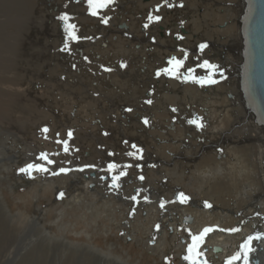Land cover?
Masks as SVG:
<instances>
[{
    "label": "bare ground",
    "instance_id": "1",
    "mask_svg": "<svg viewBox=\"0 0 264 264\" xmlns=\"http://www.w3.org/2000/svg\"><path fill=\"white\" fill-rule=\"evenodd\" d=\"M38 1L42 3L40 11H37V0H0V134H8V132L10 131L14 132V128H17L19 131H23V129L25 128L24 122L35 121V117L33 116L34 113L37 116H40L41 118H49V114L46 115L43 112L37 111L36 108L40 107V105H47L49 107L51 106L50 108H52V111L54 110L53 114L61 116L64 119H67L68 114L74 112L75 118H78L79 120H71L72 122L67 121V126L72 127L73 125H75L76 127H78V134L80 133V135H82L83 137L85 136L81 131H83L84 133H87V131H91L95 134L94 131H96L97 129L96 123L103 125V122L97 115H94L95 118L93 119L87 116V113L89 111L95 110V105L90 102L92 101L95 103V100H92L93 98L91 99L86 94H84L81 98H74L71 96L73 93L70 92V85H78L77 88L79 89H77V91H79L80 93L77 92V97H79L82 93L81 91L84 92L85 89H87L81 87L80 83L82 85H84L83 83H85L86 87L88 83L85 82V78L87 77L84 78V70H82V67L80 66V63L78 61V57L80 56V54L75 51H72L71 55L69 56L70 50L68 51V49H66L67 47H65V44H63V39H61L62 36L66 33L69 34L65 30L67 29V27H64V29L62 30L58 27L59 22L57 23V21L59 19L55 20L56 16H59L58 9L62 5L57 0ZM206 1H211L212 4H210L209 7L205 11H203V13L192 15L191 21L187 22V24L185 25V31L183 35L176 33L177 38L176 40L174 39V41H172L173 39L171 35L174 34L176 28L171 27L173 31H170V34H168L169 36L164 35L165 37H163L164 39L162 40H166L167 45L165 44L164 47L162 45H156V49L157 47H159L160 49L163 47V50L159 51V48L158 50L153 49L154 51H151L152 53L149 51V56L152 57L155 54L159 55L161 59L164 58L166 60L169 55H174V52L183 51V49L185 50V48L189 49L187 51L190 53H193L194 50L196 52L198 50L197 44L195 41H191V38L195 34L196 40L197 38L199 39V37H197V33H199L200 31H204L206 39H210L213 41L216 40L223 43V45L216 43L217 45L215 46L217 48L214 45L211 46V50H213V56L211 55V57H217L219 59L220 55H222V57L224 56L222 51H225L226 56L229 58V62L224 59L225 67L231 71L232 76L234 77V83H227V81H221V77H218L217 79H214L217 85L215 86V90L212 91L210 85H208V88H201L194 82L179 85L176 82L177 80H164L163 78H159V80H157L155 84V95L153 96L155 102L152 105H146L144 103L145 101L143 100L147 97L146 91L151 82H153V84L155 83V81L152 79L153 69L152 65H150L149 62H144V64L138 62L136 64L128 66L129 70L127 71H123L122 69L120 70L118 69V67H115L114 73L109 72L111 70L108 71L109 73L106 72L107 74H105L103 80L110 84L112 93H119L120 100H117L116 97L111 94H108L112 98L113 107H110V103H108L107 101L99 100L98 102L101 108L106 107L104 113H107L112 117L108 121L111 123L115 122L113 129L115 130V128L117 127L118 130V127L120 128V131H117L119 134H122V132L126 133L125 131L127 127L126 129L122 128V123L127 121L128 115L125 114V112L123 111V109H125L124 107H126L127 105L135 106L136 109L138 108L139 111L136 112V116L140 114L141 116L145 114H150L149 119L147 118V116H144L148 119L150 123L149 129H146L149 131V136L143 135L146 132V127L144 128V126L140 125L141 123L138 122L139 120L137 118L134 127L128 126V131L130 132L129 136H131V139L140 141L141 143H145L149 147H147V150H145L146 155L149 157V161H152V158H154V161L163 164L162 169L159 170H161L160 172L164 174H169L171 176L172 182L179 183L184 180L185 177L189 176L192 179V184L190 185H193L192 187L196 185L199 188L198 191L197 189L195 191L193 190L196 196L208 199L210 200V202L216 204V206H223L219 207L218 212H214L213 209L208 210V212L207 210L203 212H196L197 210L193 211V208H190L192 210L185 209L184 211L191 212H187L186 214H180V212L176 210L178 208V205H176V207L173 206V209L169 208V212L165 214L170 215L168 216L170 218H165V222L168 221L166 226L170 228V226H173L172 223L175 224V220H178L179 223L177 224H180L181 218H184L185 216H192L193 222L191 225L188 226L189 230H194L197 228V230L194 231V233H196L198 231H201V229H203V227L205 226V229H211V231L205 233V237L202 238V245L200 251H202V247L204 246L203 243L208 240V243L206 241L205 245L212 247H221V251L218 254H215L220 257L229 256L233 250V246L236 245L239 239L245 241L248 236H251L253 237V239L251 240L253 241L251 242V246L254 249L253 251L255 253L257 249L256 254L259 256L261 264H263L264 260H262V258H264V129L257 123L255 115L246 106L242 96V92L240 90L239 70L242 63L243 49V41L241 37L239 21V14L241 12V2L240 0H205V2ZM200 2H202V0ZM88 3L89 0H83V4H81L80 7L85 9L82 5H86ZM193 3L195 2L193 1ZM44 8L46 9V11ZM103 14H111L110 9L108 8V10H104ZM188 18H191L190 15L186 17V21ZM48 20H50V23H52L49 25V37H42L37 33L35 27L37 26L38 22L44 23ZM88 20L94 21L95 18L92 16H88ZM112 20L113 19H111V22H114ZM230 21L233 22L230 23ZM68 23L70 25V21H68ZM119 23L121 24L122 22L120 21ZM164 25L166 24H150L148 29V31L150 32H146L143 35L145 37L148 34L154 35L155 30L157 31V28L159 29L160 26L163 27ZM105 29L106 28L101 27V31L99 33H104ZM137 29H140V27H138ZM164 31L166 32V27H164L163 33ZM116 38L118 39L119 37ZM34 40L38 41V45L34 48H30L29 43L30 41ZM228 40H230L231 42L225 48L224 44H227ZM101 43H103L102 40L97 41L96 48L102 50L103 54L105 55L109 54L111 57H114L115 55H117V52L122 51L121 48H119L117 51L111 50L110 45H107L106 50L100 49L99 46ZM116 44L120 45V41L116 40L115 45ZM178 44L183 45L182 50L178 48ZM91 48L88 50L84 49V53H93V49ZM143 49L144 47H141L140 52H142ZM208 51L205 49L201 52L208 53ZM128 52L129 54H131L130 51ZM133 53L136 54L135 51ZM217 54H219V56H217ZM161 59L159 61H162ZM72 63H75L76 66H73ZM197 68L195 69L197 70ZM204 70V72L200 73L204 76L211 75V72L208 69ZM43 71L45 73H48H46L48 75L47 77L49 81L53 80V83L47 82L45 83V87L43 90L33 92L31 90V86L27 83V81H30V83H32L31 80L35 79L36 82L33 83L39 82L37 81L35 75L40 72L43 73ZM219 71L222 72L223 69L219 68L216 72L212 74H219ZM63 74L65 76L64 81L68 82L65 83L66 86L62 85L61 83H57L58 81L62 80L61 78L63 77ZM27 76L29 79L27 78ZM58 76L61 77L59 80H57ZM192 76L193 75H184L183 77L189 79ZM89 79V81L95 82L96 85L101 82L98 76L97 78L93 79L89 77ZM112 82L116 83L113 88L111 84ZM178 87L180 88V90L179 92H176V88ZM48 88H51L52 91L55 90L57 93L56 96L60 97V100L58 101L59 105H56L57 103L55 102H50L51 97L49 98L48 96H51V92ZM59 88L61 91L60 95ZM227 92L231 93L230 97H228ZM67 95L70 96L68 97ZM140 100H143V102H141ZM120 102H122L123 104L129 102V104L122 106ZM169 106L177 108L176 111L178 115L181 117V119L185 118V123L189 122V116L191 117L190 119H192L191 114L193 111H199L196 112V114L199 115V118L200 116L203 117L204 120H206V124L213 128L214 132H217L212 135H214V137L216 135H219L220 138L222 137V139H225V141L227 142L228 145L226 146V155H224V157L219 158L217 157V153L215 152H213L212 154L207 153L205 155L200 153L201 155H203L202 158L200 155V159L199 157L198 159H195L194 155L191 154V147L194 148L196 144H192V142H189L190 145L192 144V146H189L187 145L188 143L184 144L185 140L184 142L182 141V138L185 136L186 132L191 131L187 126L188 123L186 125L183 120H180L178 118V120H176V123L173 121L175 124H171L169 119L172 117L173 113L169 112ZM223 107L227 108L224 113L225 115L221 114L222 117L216 118V122L212 120L211 124L210 120L216 115L214 111L218 112V116H220V112L223 111ZM199 108H202V110L207 115L206 117L202 115ZM134 114L135 113L133 112L132 116H134ZM213 123L215 124L213 125ZM16 133L14 135H16ZM207 134H205L204 136H208ZM226 136H228L229 138H225ZM139 137L141 138L139 139ZM96 138L98 139L99 137ZM198 138L202 137L198 136ZM208 138L204 137V140H207ZM201 140L202 139L198 141L199 143H196L203 144L204 140ZM65 141L67 140H63L62 144ZM208 142L214 143L213 141L211 142L210 139ZM42 144L44 145V142ZM81 145L82 147L90 146L87 144L84 146L83 144ZM56 146L54 147L55 154H61L60 147ZM207 149L209 148L207 147L203 149V151ZM4 152L5 140H2L0 144V164L2 165H4V163L2 162ZM197 153H199V151ZM182 154H184V156L185 154H187L188 157L190 155L192 161L194 160L192 163L193 166L188 168L189 173L184 172L185 169L181 168V166L177 164L178 161L181 160L182 157H180V155L182 156ZM97 155L109 159L106 155L100 153ZM230 157L231 160H229ZM72 162L73 161H71L70 163ZM77 166L79 165L73 166L75 167L74 169H76ZM69 173V178L75 175V173H73L74 175L71 172ZM150 173L155 174L154 172ZM186 173L188 174L186 175ZM74 178L76 177L74 176ZM88 181L92 182L91 178L88 177L85 182H82V180H78L76 178L75 180H72V184L76 185L78 183L81 185H85V188H87ZM93 183L96 185L97 182L93 181ZM103 184H105V182ZM148 185L151 184H149V182H145L143 187H147L148 190H151L152 188H149ZM187 185L188 184H186V186ZM91 187L94 188V185L90 186V188ZM94 189L98 191L96 186ZM115 189L116 188L110 190L108 188V190L106 191L109 192V194H112L117 197V195L115 194L117 193V190ZM155 189L149 192L150 194L155 193L154 200L150 201V203L155 201L154 203L158 205V201H156L155 199L156 196L162 194V192H158V190L156 191ZM89 195L90 194L87 193L84 196H79V198L74 197V202L83 201V199ZM95 202L92 203V205L88 206L89 212H99L100 209L103 207L104 210L106 209L105 211L109 215L113 217L116 216V214L113 213L115 210L111 209V207H113V204L116 203L114 200L108 199L106 201H103L100 205L96 204ZM204 202L205 204L207 203L205 200ZM183 208H185L184 205ZM118 209H120V206ZM152 209V215H155L153 212L154 208ZM238 216H240L239 220H242V218H244L245 221H243V223L235 222ZM148 218H150V216ZM148 218H146V220H148ZM31 222V224H36L35 218L32 217ZM234 223H236V225H234ZM238 225H240L241 228H239ZM233 226H236L237 229L236 232H234L235 234L232 232ZM182 228H184V226ZM164 231L165 230H163V232ZM174 231L175 228L173 229V232ZM192 234V232L188 233V235L190 236ZM199 241V239L196 241L197 244L199 243ZM206 252L209 255L211 251ZM12 254L14 255L13 252ZM113 264L126 263L121 261H113Z\"/></svg>",
    "mask_w": 264,
    "mask_h": 264
},
{
    "label": "rangeland",
    "instance_id": "2",
    "mask_svg": "<svg viewBox=\"0 0 264 264\" xmlns=\"http://www.w3.org/2000/svg\"><path fill=\"white\" fill-rule=\"evenodd\" d=\"M68 1L69 0H66V3ZM80 1L81 0H71L72 4L76 5L79 4ZM144 1L148 2L147 0ZM185 1H188L191 6L195 4L193 3V1L195 0ZM210 4H212L211 1H206L203 4L201 3L200 7L201 9H206V6H209ZM36 5L38 6L37 11H40L42 3L37 0ZM82 6L85 8L86 11L88 6ZM201 9L199 12L203 13L201 12ZM115 10L116 8H113L110 12H114ZM167 10L169 11L170 9ZM189 10L190 7L185 9L184 13H188ZM82 11L84 12L83 9ZM126 11H129V4H127V8L123 11V16H125V22L132 21V18H135L137 21H143L141 20V17L138 18V15H136L137 10H133L130 13H127ZM69 12V9L65 8L61 12L62 15L60 16V18H58V27L62 30L64 29V27L66 28L67 25H69L68 21H71L72 18L68 17V19L65 21L62 20L61 17L66 16ZM195 14L196 13L189 15ZM179 16L180 18H178V16H175L174 14H171L167 18V23L170 24L172 28H176V25L179 23L182 25V28L185 29V24L187 21L182 19L181 15ZM100 20L101 17H99L98 23L102 24ZM73 21L74 22L72 24L75 26L74 29H72L73 32H75L76 30L81 31L82 29H85L86 25L87 28H90L95 24L99 25L96 20L85 22L86 24H79L77 18H75V20ZM232 22L233 21H230V23ZM48 23V21H45L44 23L38 22L35 28L40 36L49 37L50 24ZM41 27L43 28V30ZM171 27H169L168 29H171V31H173ZM74 35L76 39H73L72 36L67 33L61 38L63 39V44H70V47L66 48L68 49V51L70 50L69 56L75 49V51L78 52L81 49L79 48L78 44H80L81 41H84L86 39V37H82L81 34L75 33ZM106 38H108V35L105 36V39ZM97 39L99 40L101 39V37L96 38L95 42ZM29 44L30 48H34L38 45V41H30ZM132 47H134V45H132ZM135 48H137V46H135ZM96 52H99V50H96ZM91 54L92 53H86L82 55L83 57H81V59L92 60L97 58L90 57ZM181 55L182 53H180V56ZM107 56L108 59L104 58L103 64H105V66L111 71L105 70L103 71V73H114V70L110 69V67L113 68L114 65L116 68L118 67V69L120 67L121 69H127L128 66H130L129 64H127V66H125L124 68V60H126V62L128 61V63L130 60L129 57L124 54H122V58L119 57V60L117 61H115L116 59H113L111 56H109V54ZM193 56H195V54ZM213 61L216 60L213 59ZM83 72V74L86 75L85 69ZM226 72V68H223L222 73L225 74ZM46 73L43 71V73L40 72L35 75L37 81H39L37 83H33L36 82L35 79L31 80L32 83H30V81H27V83L31 86V90L33 92L43 90L45 87V83L47 82L53 83V80L49 81L47 77L48 73ZM222 73L218 75H223ZM105 74L106 73L102 74V76H105ZM62 76L65 77L64 74ZM215 77H217V74L215 75ZM60 78L61 77L58 76L57 80H59ZM93 78L95 77L93 76ZM223 80H225V78H221V81ZM57 83H61L62 85L66 86V84L62 80L58 81ZM80 86L85 87L86 84L84 83V85H82L80 83ZM96 86L97 88L93 87L90 90L95 92L96 89L104 88V86ZM48 89L51 92V96H48L47 94L49 98L51 97L50 102H55L57 103L56 105H59L58 101L60 100V97L56 96V91H52L51 88ZM105 89H107V87ZM60 94L61 91L59 88V95ZM70 95L67 96L69 97ZM93 97L98 98V96L94 95ZM94 104L95 110L89 111L87 113V116L93 119L95 118L94 115H97L102 121V119L106 117L105 113L102 108H98V106L96 105V101ZM50 107L47 105H40V107L36 108L39 112H43L46 115L49 114V118H41L40 116H37L34 113L33 116L35 117V121L24 122L26 129L24 128L23 131H19L17 128H14V132L10 131L8 132V134H0V144L2 140H5V152L3 153L2 161L4 165L0 164V264H113V261H121L126 264H200L197 260H194L193 262L186 261L184 256L185 245L183 244L182 246L181 244L182 238H185L189 232H192V235H194V231H196L197 229L175 230L174 232H170L171 230L168 231L166 229L167 231H165L164 244L162 241V244L158 243V246L154 247L156 241L159 239V235H157V233L160 232V230L162 229L161 225L163 224V222L166 221V211L161 209V211L158 212L157 208L154 207V201L150 204H152V208H154L153 212L155 214V219L151 220V218H148V220L145 221V217L143 216L147 213L145 212L146 206L150 204L141 202L140 199H142L141 197H143L144 194L140 193L141 197L139 199H136L135 202H127V200L124 199V195L133 192V188L138 185L140 186V184H143L141 186H144L145 182H149V184L153 186V189L156 188V191L158 190V192H162V197L166 199H168L171 195L176 196V194L179 193L185 195L188 198H197L194 194V191L196 189L198 191L199 188L196 185H194V187H192L193 185H190L192 184V179L189 176L185 177V179L182 181L183 184H176V186H174V188H171V191L168 192L167 188L164 189L161 187V184H158L160 183V175H158L157 180H155L153 174L150 173L152 171L150 170L148 165L149 161L145 163L142 170L138 169V167L135 168L134 165L137 164H130L128 162L127 159H132L135 156H129L128 154H125L128 151L129 147V141L127 140L121 141V145L116 150L118 153L116 152V155H113V159H109V161H112V165H115V168L118 166L120 167L126 163L128 165H132L131 167L124 168L120 172H111L112 170L105 169L104 167H99L96 162L97 159L98 162H101L102 160L108 161V159L106 157L103 158L97 154L93 155V157L96 158L93 162H87L88 160L86 161L85 158H83L84 155L79 154L82 146L79 142V131L76 130V128L74 129V127L67 126L66 124L67 121L79 120L78 118H75V113L73 112L68 114L67 120L62 118L61 116L54 115V110L52 111V108ZM108 117L110 116L107 115V119H109ZM210 123L212 124V119L210 120ZM112 124H115V122H113ZM214 124L215 123H213V125ZM45 129H47V131H45ZM107 129V127L103 129L102 134L104 136H102L105 138H109V143L111 142L112 144L118 145V142L120 141L121 137H119V139H116L118 142L114 139H111V131ZM81 132L86 138L90 140L94 139H91L88 136L97 137L91 131H87L86 134H88V136H86L83 131ZM15 133L16 135L18 134L17 137L16 135H14ZM69 133H71V135H69ZM85 137L83 138V141H85ZM63 140H67V150H65V148L60 145L62 144ZM43 142L44 145L42 144ZM55 146L60 148L62 147L60 150L62 152L61 154H55ZM121 146H123V148ZM70 151L73 152V156L69 154ZM135 152L137 156H141L142 158L145 156L144 158L147 157L148 159L146 153L142 154L140 150L138 151V149ZM42 154L43 157H46V159L42 158ZM70 158L73 159L72 161L74 164L79 165L76 168L77 171L74 168H71L66 172H60V169L62 168L65 170L69 169ZM49 161H51V163H49ZM28 164H36L43 166L47 169V171L39 172L32 170V176H29L25 173H21L19 170L21 168H25ZM101 164L105 166L104 163ZM92 166L97 167L96 170ZM94 171L96 173V176H89V173ZM69 172H71L72 174L75 173V175H73L78 180H82V182H85L87 180L83 177V174L85 173L88 175L89 178H91L92 182L88 181L87 188H85V185H81L78 183L76 185H73L72 180H75L76 178H74V176L69 178ZM131 174L142 175L141 178H143V181H136L131 179L129 177V175ZM93 181L97 182L96 185L93 183ZM104 182L105 184H103ZM110 182H115V190H117V188H120L121 191H119L118 194L123 197L117 199L114 195L111 194L112 198H115L114 201L116 202L113 204V207H111V209L115 210L114 212H112L115 213L116 216L113 217L109 215L105 211L106 209L104 210L103 207L100 209V213L89 212V205H92V203H94L95 201H97L95 202L96 204L100 205L103 201H106L105 199L109 198V192H107L106 189L108 190L109 187L113 188L112 184L109 185ZM91 183L94 185V188L95 186L97 187L98 191L100 192L99 195H97V190H95L94 188H92V190L90 188L89 185ZM186 184L188 185L186 186ZM178 191L180 192L176 193ZM61 193H63L62 197L60 195ZM87 193H89L90 195L86 196L83 201L74 202V197L79 198V196H84ZM151 194L153 195L154 200L155 193ZM101 196H103L104 200L100 199ZM175 205L176 204L174 203L172 206L175 207ZM119 206L120 209H118ZM167 206L168 205H164L163 207L164 209H168L169 212V208L171 206ZM149 208L151 209V207ZM181 209V213L183 214H186L188 212L184 211L186 208ZM134 216L138 217L139 221L134 222L130 226H126L125 223L130 222V218ZM32 217L35 218L36 224H31ZM239 217L240 216H238V218ZM151 223L156 226V229H154V233L156 234L151 239L153 242L149 243V231L152 230L153 225ZM143 226H146L148 229L144 230ZM133 227H135L136 235L132 233ZM173 227L176 229L175 224H173ZM124 229L131 230L130 232H128V230V233L124 234L122 232V230ZM177 233L181 234L176 235ZM241 241L242 240L239 239L236 245L233 246L232 252L227 257H220L211 252L208 255L207 252H203L205 255H208V258L206 259L205 257L204 262L202 264H226V260H228L230 256L236 253V247ZM12 252L14 253V255L12 254ZM9 256L11 257V259Z\"/></svg>",
    "mask_w": 264,
    "mask_h": 264
},
{
    "label": "flooded vegetation",
    "instance_id": "3",
    "mask_svg": "<svg viewBox=\"0 0 264 264\" xmlns=\"http://www.w3.org/2000/svg\"><path fill=\"white\" fill-rule=\"evenodd\" d=\"M57 1H59L62 6H60L59 9H58L59 16H56V19L60 18V15H62L61 12L65 8H68L70 12L66 16H67V18L68 17L72 18L71 21H70V25L74 22L73 20H75V18H77V21L79 22V24H83V23L86 24L85 22L90 21V20H88V16L94 17L97 22H98L99 17H101L100 22L102 24L98 23L99 26L93 25L90 28H87V25H86L85 29H82L81 31L76 30L74 32V34L75 33L76 34H81L82 37H86V39L84 41H81L80 44H78L79 48H81V49L77 52L78 54H80V56L78 57V61L80 63V66L82 67V70L85 69L86 75H84V78L87 77V78H85V80H86L85 82L90 80L89 77L93 79V76L94 77L96 76L95 78H97V76H98L100 81H101L99 83L100 86H102V87L106 86L105 84L107 82H105L103 80L105 76H102V74H103L102 71L109 70V68L105 67V65L103 64V59L104 58L108 59L107 58L108 56L103 54L102 50H99V49L96 48L97 41L102 40L103 43L100 44V46H99L100 49L106 50L107 45H110V47H111L110 49L111 50H115V51H117L119 48H121L122 51L117 52V55L114 54L115 56L112 57L113 59H116L115 61L119 60V57H121L122 54H124L127 57H129V59H130L129 63H128V61L126 62V60H124L125 61L124 62L125 65H123L124 68H125V66H127V64H129L131 66V65L136 64L138 62L143 63V64H144V62H149L150 65H152V69H153L152 79L155 81V83L153 84V82H151L149 84V87H151V88L148 87V89L146 91L147 92L146 93L147 94V97H146L147 102L151 101V103L148 102L149 105H152L155 102V99H154L153 96L155 95V84H156V81L159 80V78H163L164 80H167L166 78L170 77L169 79L177 80L178 82L180 81L182 83V79H186L185 77H183L184 75H193L191 78L186 79V81H189V80L192 81L191 79H193V77H195L197 79L198 78H202V77H208L207 75L204 76L203 74L200 73V72H204V71H200L199 67L197 68V70H195V64L196 63H194L193 61L191 63L192 59H194L195 62H197V64H200V63L204 64V60L205 61L208 60V62L210 64L216 66L215 69L211 70V77L213 79H217L218 77H221V78L223 77L222 79L225 78V80H223L224 82L227 81V83H229V82L234 83V77L232 76L231 71L228 70L225 67V62H224L225 60L224 59H226V61L229 62V58L226 56L225 51H222L223 55L225 57L224 56L222 57V55L219 56V54H217V56H219V59L217 57H211V55L213 56V50H211V46L217 45L216 43H219V44L223 45V43H221L219 41H216V40H214L215 41L214 42L213 40L206 39L204 31H200L199 33H197V37H199L200 40L198 38L196 40L195 34L191 38V41H195L196 44H197L198 50L196 52L194 50L193 53H191V55L188 56L186 54H187V50H189V49L185 48V50L183 49V51H181L184 54L181 55L180 58H178L176 60V61H182V64L179 67H176L174 63L168 64V61L165 60L164 58L161 59V57L159 55H155L154 54L155 57L152 56L153 58L151 56H149V51L151 52V51H154V50H158L159 47H157V49H156L155 48L156 45H158V46L162 45L163 47H164L165 44L167 45V41L166 40L162 41L164 39L163 37H165L164 35L170 34V31H171V29H168L169 27H171V25L167 23V21H168L167 18L171 14H174L175 16H178V18H180L179 15H181V18L186 21V17L189 14H194V13L200 14L199 11L201 9V7H200L201 3L203 4L205 2V0H202V2H200L198 0L197 1L195 0L194 1L195 4L192 5L193 7L190 5V3H188V1L186 2L185 0H147L148 2H145L144 0L143 1H140V0H135V1L134 0H112L111 3H108L106 6H104L105 8L104 7L92 8V7L89 6V3H88V4H86V6H88L86 11H85V9L80 7V5L83 4V0H81L80 3L77 4V5L76 4H72L71 0H69L67 3H66V0H57ZM97 3H103V0H97ZM127 4H129V11H126V12L130 13L133 10H137V14L136 15H138V18L141 17V20H143L142 22L140 20L137 21L135 18H132V21L125 22V20H124L125 16H123V11L127 8ZM133 5H135V6H133ZM106 7H107V9H106ZM189 7H190V10L188 11V13H184V10L189 8ZM208 7L209 6H206V9ZM108 8L110 9V11L113 8H116V10L114 12H111V14H108V15L107 14H103L104 10H108ZM82 9L84 10L85 13L82 11ZM100 9H101V11H100ZM167 9H170V10L168 11ZM202 9H201V12H203V10L204 11L206 10V9H203V10ZM45 11H46V9H45ZM93 11H95V13H96L95 15H93ZM179 13H182V14H179ZM155 17H159L160 19L156 20ZM190 17L191 18L187 19V22L191 21L192 15H190ZM111 19H113L112 21H114V22H111ZM178 20H180V19H178ZM51 21H52V19H51ZM51 21L48 20L49 24H52V23H50ZM105 21H107V23H105ZM120 21L124 22V23L120 24L119 23ZM187 22H186V24H187ZM153 23H154V25L155 24L158 25V24H162V23H165L166 25H164L163 27L160 26L159 27L160 30L157 28V31L155 30V34L157 33L156 35L155 34L154 35L148 34L145 37L143 34L146 33V32H150V31H148L149 25L153 24ZM177 23H178V21H177ZM139 24H140V26H139ZM100 26L103 27V28H106L104 30V33H102V34L99 33L101 31V27ZM110 26H112V27H110ZM138 27H140V29H137ZM164 27H166V32L164 31V33H163ZM129 29H130V31H129ZM65 30H66V32L69 33L68 29H65ZM184 31L185 30L182 28V25L178 23L176 25V31L174 32L175 35L174 34L171 35V37L173 39L172 41H174V39L176 40V38H177L176 37L177 36L176 33H178L180 35H183ZM107 35H108V38L105 39V36H107ZM157 36H158V38H157ZM202 36H204V37H202ZM99 37H101V39H99V40L97 39L96 42H95V39L99 38ZM116 37H119V38L117 39ZM200 37H202V38H200ZM116 40L120 41V45L119 44L115 45V41ZM230 42L231 41L228 40L227 44H224L225 48ZM111 43H112V45H111ZM69 45L70 44H65V46L67 48L70 47ZM132 45H134V47H132ZM178 45H179L178 48L182 50L183 45H180V44H178ZM201 45H206V47H204L203 49H200ZM103 46L106 47V48H104ZM135 46H137V48H135ZM141 47H144V49L142 51L143 53L140 52ZM163 47L161 49L159 48V51L163 50ZM90 48L93 49V53L91 54L90 57H95V58L97 57V58L96 59H92V60H89V59H86V60L82 59L81 60V57H83L82 55L86 54V53H84V49L88 50ZM129 48H131V49H129ZM205 49L207 51L209 50L208 53L207 52L206 53H202L201 52L202 50L204 51ZM96 50H99V52H96ZM133 50L135 51L136 54L133 53L134 52ZM128 51H130L131 54H129ZM144 51H146V52H144ZM194 54H195V56H193ZM201 55H203V56H201ZM157 59H158V61H157ZM160 59L162 61H159ZM188 59L190 60V62H189ZM213 59L216 60V61H213ZM172 60L173 59H171V61ZM184 60H185V62H184ZM211 61H212V63H211ZM217 62H219V63H217ZM72 65L76 66V64H73V63H72ZM113 65H114V63H113ZM217 68L218 69L219 68L220 69L226 68L227 72L224 75H222V76L217 74V77H215L216 74H212V73L216 72L218 70ZM110 69L114 70L115 66L113 68L110 67ZM119 69H121V67ZM166 69H172L174 71V74L173 75L168 74L165 71ZM122 70L123 71H127L129 69L127 68V69H122ZM104 73H106V72H104ZM157 73H159V75ZM221 73L222 72L219 71V74H221ZM61 79H62V81L64 83H68L67 81H64V77H62ZM193 80H196V79H193ZM208 85H207V83H205L203 85L201 84L200 87L201 88H208L209 87ZM216 85L211 86V90L212 91L215 90V86ZM70 86H71L70 87V92H72L74 94H77V92H79V91H77V89H79V88H77L78 85L74 84V85H70ZM84 88H86V86ZM178 88H176V92H179L180 88L179 89ZM90 89L91 88L88 87V89H85V91L86 90H90ZM81 92H83V91H81ZM114 94H116V96H117L119 93H114ZM227 95H228V97H230L231 93L227 92ZM142 154H144V153H142ZM73 166H76V164H74L73 162L70 163L68 170H70L71 168H75ZM91 189H92V187H91ZM111 189H113V188H110V190ZM97 193L100 194L99 191H97ZM178 195H179V197L181 199H178L176 196L175 197L178 200H180V201H185L186 202V200H187L189 202L191 200L190 198H186L185 195H183V194L181 195V193H179ZM163 199H166V198H163ZM164 205H165L164 201H162V200H161V202L158 203L157 208L159 209V211H161V209L164 210V211L166 210L163 207ZM167 212L168 211H166V213ZM241 245H242V243L240 242L238 249L240 248ZM203 255H205V254L202 252V253H200V256H198L197 258L204 257ZM226 263H227V260H226Z\"/></svg>",
    "mask_w": 264,
    "mask_h": 264
},
{
    "label": "crops",
    "instance_id": "4",
    "mask_svg": "<svg viewBox=\"0 0 264 264\" xmlns=\"http://www.w3.org/2000/svg\"><path fill=\"white\" fill-rule=\"evenodd\" d=\"M180 53H182V55L184 54L183 52H181V51H176V52H174V55L173 54H171V55H169V57L166 59L167 61H168V64H172V63H170V61H171V59H173V58H175V60L176 59H178V58H180ZM186 55H188V56H190L191 55V53L190 52H188L187 51V54ZM209 58V57H208ZM189 60V59H188ZM192 61L194 62V63H196L195 62V60L194 59H192ZM189 62H190V60H189ZM201 64L202 63H200V64H195V68H197V67H199L200 68V71L201 70H203V71H205L204 69H207V68H205V67H202L201 66ZM197 65V66H196ZM203 65V64H202ZM196 70V69H195ZM170 78V77H169ZM169 78H166V79H169ZM213 79V78H212ZM185 81V82H184ZM88 82V85H87V89H88V87L89 88H93V87H95V88H97V86H96V84H95V82H91V81H87ZM86 82V83H87ZM90 82V83H89ZM179 85H181V84H185V83H192V82H194L196 85H198L199 87H200V83H198V82H196V80H192V81H186V79H182V83L179 81H176ZM184 82V83H183ZM116 83L115 82H113L112 83V88H113V86L115 85ZM217 83H214V84H209L210 85V87L211 86H213V85H216ZM92 85V86H91ZM97 85H99V87H100V84L98 83ZM106 86H104V88H100V89H96V91L94 92V91H91V90H86L85 91V93L84 92H82L81 94H80V96L79 97H77L78 96V93L77 94H74L73 93V95H72V97H74V98H81L84 94H86L87 96H89L92 100H95L96 101V105L98 106V108H101L100 107V104H99V100H104V101H107L108 103H110V107H113V103H112V98L108 95V94H111V95H113L114 97H116L117 98V100H120V96H119V94L116 96V94H114V93H112L111 92V88H110V84L109 83H106L105 84ZM108 85V86H107ZM207 85H208V83H207ZM91 86V87H90ZM107 87V89H105ZM97 93V94H96ZM72 94V93H71ZM93 95L94 96H98V98H94L93 97ZM102 97V98H101ZM125 100H129V99H125ZM145 102V104L146 105H149V103H147V101H146V99L144 98L143 99ZM143 100L141 101V102H143ZM91 103H93L94 104V102H92V101H90ZM121 104H122V106L123 105H126V104H129V102H127V103H122V102H120ZM95 105V104H94ZM140 106V105H139ZM174 106V105H173ZM141 107V106H140ZM105 108L106 107H103L102 109H103V111L105 110ZM125 109H123V111L125 112V114H127L128 116H127V121L126 122H123L122 124H123V127L122 128H125L126 129V127H127V129H126V133H123L122 132V134H119L117 131H120V128L118 127V130H117V127L115 128V130L113 129V127H114V124H112L111 122H109L108 120L109 119H111L112 117L109 115V114H107V113H105V118H103L102 119V122H103V125H100V124H98V123H96V122H94V123H96L97 124V129H96V131H94L95 132V135L97 136V137H99L98 139L95 137V136H88V134H86L85 133V135L86 136H88V137H90L91 139H94V140H90V139H88V138H86L85 139V141H83V136L82 135H80L81 137H80V144H83V146L84 145H90V146H87V147H82L81 146V151H80V155H83L84 154V156H83V158H85V160L87 161V162H89V161H94L96 158L95 157H93V156H91V155H96V154H103V155H106L109 159H113V155L115 156L116 155V150L118 149V147L121 145L120 143H121V141H125V140H127V141H129V147H128V151L125 153V154H128L129 156H135L134 158H132V159H127L128 160V162L131 164H136V163H138L139 161L141 162L143 159H142V157L141 156H137L136 155V150L138 149V150H140L141 151V153H146V151L145 150H147V145L145 144V143H141L140 141H137V140H134V139H131V136H129L130 135V132L128 131V129H129V127L128 126H133L134 127V125H135V122L137 121V118H138V122L139 123H141L140 125H142V126H144V128H145V130L146 129H149V126H150V123H149V121H148V119H149V116H150V114H145V115H142L141 116V114L140 115H138V116H136V112L137 111H139L138 110V108L136 109V107L135 106H126V107H124ZM126 109H127V111H126ZM169 109H170V111L169 112H171V113H173V115H172V117L169 119V121H170V123L171 124H175L177 121L176 120H178V118L180 119V120H183L184 121V123H185V118L184 119H181V117L178 115V113H177V108H175V107H171V106H169ZM173 109H175V112L173 111ZM226 109L227 108H224L223 107V111H221L220 112V116H218V112H216V111H214V113H216V115L214 116V117H212V120L213 121H215L216 122V118H221L222 117V115H225L224 113H225V111H226ZM199 110H200V112L202 113V115L204 116V117H206L207 115L205 114V112L202 110V108H199ZM135 113L134 114V116H132V113ZM196 112H199V111H196ZM196 112L195 111H193L192 112V119H190L191 117L189 116L188 118H189V121H191V120H194V119H196V120H198L201 124H203V127L202 128H197L196 127V125L195 124H192V123H189V122H187L188 123V125H187V123H185L188 127H189V129L191 130V131H187L186 132V134H185V136L182 138V141L184 142V140H185V142H184V144L185 143H188L187 145H189V146H192V144L193 143H195L196 145L194 146V148H192L191 147V149H192V151H191V154H193L194 155V158L195 159H198V157L201 155L200 153H202L203 155H205V154H212L213 152H215V153H217V157H219V158H221V157H224V155H226V152H227V148H226V146L228 145L227 144V142L225 141V139H222V137L220 138L219 137V135H216L215 137H214V135H212V134H215V133H217V132H214V129L213 128H211V127H209V125H207L206 124V120H204V118L203 117H201L200 116V118H199V115L198 114H196ZM222 114V115H221ZM107 115H109L110 117H108L109 119H107ZM103 116V115H102ZM144 116H147V118L146 117H144ZM197 116V117H196ZM124 117V116H123ZM175 118V119H174ZM214 118V119H213ZM147 119V121H148V123L146 124L145 123V120ZM202 119V120H201ZM133 121H134V123H133ZM175 123H174V122ZM98 122V121H97ZM99 122H100V120H99ZM105 122V123H104ZM109 122V123H108ZM129 122V123H128ZM129 125H128V124ZM111 124V125H110ZM206 124V125H205ZM110 125V126H109ZM125 126V127H124ZM72 127H74V129L76 128V130L78 129V127H76L75 125H73ZM99 127H101V128H99ZM105 127H107L108 129L107 130H110L111 131V139H114V140H116V139H119V137H121V139H120V141L118 142L117 140V142H118V145L117 144H112L111 142L109 143V138H105V137H103L104 135L102 134L103 133V129L105 128ZM193 128V129H192ZM73 129V130H74ZM115 132V133H114ZM129 132V133H128ZM148 130H146V132H145V134H143V135H147V136H149V134H148ZM192 132V133H191ZM208 133V134H207ZM134 134V133H133ZM203 134V135H202ZM205 134H207L208 136H204ZM211 134V135H210ZM103 135V136H102ZM193 135V136H192ZM210 135V136H209ZM198 136L200 137H202V138H198ZM218 136V137H217ZM78 137V136H77ZM76 137V138H77ZM204 137L205 138H208L206 141L204 140ZM141 137H139V139H140ZM225 138H228V136H226ZM194 139V140H193ZM200 139H202L201 141H203L204 140V142H203V144H197V143H199L198 141H200ZM209 139L211 140V142L213 141L214 143H209L208 141H209ZM221 139V140H220ZM101 140V141H100ZM133 140V141H132ZM190 140V141H189ZM220 142H219V141ZM68 141H69V139H68ZM132 141V142H131ZM136 141V142H135ZM66 143H67V141H65ZM63 143V144H61V146L63 147V148H67V145H66V143ZM189 142H192V144L190 145V143ZM197 142V143H196ZM224 142H225V144H224ZM94 145V146H93ZM215 146V147H214ZM219 146V147H218ZM61 147V148H62ZM89 147V148H88ZM122 148H123V146H121ZM209 148V149H207V150H204L203 151V149H205V148ZM61 148H60V150H61ZM149 148V147H148ZM96 149V150H95ZM125 149V148H124ZM144 149V150H143ZM150 151V150H149ZM199 151V153H197ZM212 151V152H211ZM223 151V152H222ZM61 152V151H60ZM82 152V153H81ZM103 152V153H102ZM204 152V153H203ZM220 152V153H219ZM62 153V152H61ZM118 153V152H117ZM71 156H73V153L70 151V153H69ZM188 154V153H187ZM187 154H185V156H184V154H182V156L180 155V157H182L181 158V160L180 161H178V163L177 164H179V166H181V168H183V169H185L184 170V172H188V168H190L191 166H193L192 165V163H193V161H192V159H191V157H190V155H189V157L187 156ZM68 155V154H67ZM86 155V156H85ZM118 155V154H117ZM195 155H196V157H195ZM203 155H201V158H202V156ZM223 155V156H222ZM185 157V158H184ZM136 158V159H135ZM188 158V159H187ZM109 159H108V161H105V160H102L101 162H98V159L96 160V162H97V164L99 165V167H104L105 169H109V165H112L113 163H112V161L110 162L109 161ZM121 159V158H120ZM148 159H149V157H148ZM147 159V157L146 158H144V160H146V161H149ZM153 159V161L155 160L154 158H152ZM199 159H200V157H199ZM229 160H231V157L229 158ZM72 161V159L70 158V162ZM184 163H183V162ZM186 161V162H185ZM122 162H123V160H122ZM191 162V163H190ZM100 163V164H99ZM101 163H104L105 164V166H103ZM187 164V165H186ZM189 164V165H188ZM94 165V164H93ZM102 165V166H101ZM162 165V166H161ZM107 167V168H106ZM162 167H163V164H160V163H157L156 165H149V168H150V170L152 171V172H154L155 174H153V176H155L154 178H155V180H157V176L158 175H160V177H159V181H160V183H158L159 185L161 184V187L162 188H167L168 189V192H170L171 191V188H173L174 187V185H176V184H183V180L181 181V182H179V183H175V182H172V179H171V176L169 175V174H164V173H162V172H160L161 170H159V169H162ZM148 168V167H147ZM113 170V169H112ZM187 170V171H186ZM189 173V172H188ZM188 173H186V175L188 174ZM141 174V173H140ZM140 174H131V175H129V177L131 178V179H133V180H140L141 179V176L142 175H140ZM157 175V176H156ZM110 177H112V176H110ZM191 178V177H190ZM117 180V179H116ZM167 182H168V184H167ZM115 182H110L109 183V185L110 184H114ZM171 183V184H170ZM171 185H173V186H171ZM109 188H111V187H109ZM180 191H178L177 193H179ZM195 194V193H194ZM97 195H99V193H97ZM151 196L150 197H152V198H150L149 199V201H153V195L152 194H150ZM196 195V194H195ZM124 197H125V195H124ZM176 197L178 198V199H181L180 197H179V195L177 194L176 195ZM197 198H193V197H189L191 200L188 202V203H186L185 205H184V207L186 208V209H190V208H193V211H196V212H203V211H206L207 210V212H208V210H212L213 209V211L215 212H218V209H219V207H223V206H221V205H217L216 206V204H214L213 202H210V200H208V199H205V198H202V197H200V196H196ZM103 199L104 200V198H103V196H101L100 197V199ZM201 198V199H200ZM108 199H112V200H114L115 198H112V196L109 194V198H107V199H105V200H108ZM177 199V200H178ZM204 200L207 202L206 204H205V202H204ZM200 203V204H199ZM164 204H165V206H166V203L164 202ZM130 206V205H129ZM149 207H151V209H152V205L150 204V205H148V206H146V210H145V212L147 211V213L143 216V217H145V221H146V218H148L149 216H150V218L153 220V219H155V215H152V211H151V209L149 208ZM154 207H156L157 208V205H156V203H155V206ZM168 207V206H167ZM204 209H203V208ZM148 208V209H147ZM155 208V209H156ZM225 208V207H224ZM157 210H158V212H159V209L157 208ZM190 210H192V209H190ZM149 211V212H148ZM151 211V212H150ZM222 211H225V210H222ZM188 213H191V212H188ZM137 215H138V213H137ZM148 215V216H147ZM152 216H153V218H152ZM168 216H170L169 214H167V215H165V218L167 219V218H170V217H168ZM129 217V216H128ZM261 217V216H260ZM129 219V218H128ZM139 219H138V217H132V218H130V222H126L125 224H126V226H130L132 223H134V222H137ZM239 218H237V220H235V222H241V223H243V221H245L244 220V218H242V220L240 219L239 221ZM150 222V221H149ZM168 222V221H167ZM167 222H163V225H161L162 226V229L160 230V232H158L157 233V235H159V239L156 241V243H155V246L154 247H157L158 246V243L160 244H162V241H163V244H164V242H165V231H170V228L168 227V226H166L167 225ZM154 223V222H153ZM153 223H151V224H153ZM234 225H236V223H234ZM205 226V225H204ZM212 226V225H211ZM239 226V228H241L240 227V225H238ZM167 227V228H166ZM203 227V226H202ZM206 227V226H205ZM205 227H203V229L205 228ZM235 227V228H234ZM143 228H144V230H147L148 228L146 227V226H143ZM154 229H156V226L153 224L152 225V230H150L149 231V238H150V242L149 243H151V242H153L151 239H152V237L156 234V233H154L155 232V230ZM167 229V230H166ZM197 229V228H196ZM203 229H201V230H203ZM232 229H236V226H233L232 227ZM124 230H126V231H124ZM124 230H122V232L124 233V234H126V233H128V232H130V230L128 231L127 229H124ZM163 230H165L164 232H163ZM237 230V229H236ZM128 231V232H127ZM171 232V231H170ZM169 232V233H170ZM233 233L234 232H236V231H232ZM132 233L134 234V235H136L135 234V227H133V231H132ZM235 234V233H234ZM176 235H180L179 233L178 234H176ZM147 237V238H148ZM205 237V234L204 235H202V238H204ZM185 238H186V240H185ZM185 238H182L181 239V244L183 245H185V257H189V259H186V261H191V262H193L195 259H194V257H198V256H200V253L201 252H203V248H202V251H200V248H201V243H202V239H199L200 241H199V246H198V248L196 249V251L195 252H189V248H190V244H191V242H192V240H193V238H192V235L190 236V235H187ZM242 240V239H241ZM186 241V242H185ZM207 241V243H208V240H206ZM205 241V242H206ZM244 240H242L241 242H242V244L244 243V242H246V240L243 242ZM205 242L203 243V247H205L206 245H205ZM253 242V241H252ZM238 247H239V245H237V247H236V250L238 249ZM202 255V254H201ZM207 255V254H206ZM206 255H203L204 257H206V259H207V256Z\"/></svg>",
    "mask_w": 264,
    "mask_h": 264
},
{
    "label": "water",
    "instance_id": "5",
    "mask_svg": "<svg viewBox=\"0 0 264 264\" xmlns=\"http://www.w3.org/2000/svg\"><path fill=\"white\" fill-rule=\"evenodd\" d=\"M240 2L241 12L239 14V21L241 37L243 41L242 63L239 70L240 90L242 92V96L246 106L255 115L257 123L264 129V0H240ZM142 159L143 161H139L138 163H136L137 165H134L135 168L138 167V169L142 170L145 163L148 162L144 160V157ZM155 164H157V162L153 160L148 162V165ZM131 166L132 165H128L126 163L120 167H116L111 172H120L124 168H128ZM93 168L96 170L97 167ZM67 170L68 169H66V171ZM89 176L95 177V171L90 172ZM83 177L87 179L88 175L84 173ZM140 181H143V178H141ZM92 185L93 184H90V186ZM141 185L142 184H140V186L138 185L134 187L133 192L125 195L124 199H126L127 201L135 202L136 199H139L141 197L140 193H143L144 196L141 197V202L149 204V192L153 190V186L148 185L149 188H152L151 190H148L147 187H143ZM112 187L115 188V184H112ZM119 191H121L120 188H117V193H115L117 195L116 198H123L118 194ZM161 196L162 194L156 196L155 200L158 201V203L162 200L168 206H171L170 208L172 209V205L175 203L176 205H178V208L176 210H178V212L180 213L182 211L181 208H183V205L188 202L187 200L186 202L177 200L175 195L169 196L168 199H163ZM165 211L168 210L166 209ZM192 222V216H185L184 218H181L180 224H177L179 222L178 220H175V230H188V226L191 225ZM183 226L184 228H182ZM170 228L171 232H173L174 227L170 226ZM249 237L251 236L247 237L246 242L249 243V247L252 249V251H248L247 259H245L244 256L245 249L241 247L245 244L244 243L237 250L236 254L230 257L226 264H229V261H231V264H261V260L256 254L257 249L254 253V249L251 246L252 241H248ZM206 251H211L213 254H218L221 251V247H212L206 245L205 247H203V252L205 253ZM237 254H239V257L235 260H232V257L237 256ZM197 260L200 262V264H202L204 262V257H200Z\"/></svg>",
    "mask_w": 264,
    "mask_h": 264
},
{
    "label": "snow or ice",
    "instance_id": "6",
    "mask_svg": "<svg viewBox=\"0 0 264 264\" xmlns=\"http://www.w3.org/2000/svg\"><path fill=\"white\" fill-rule=\"evenodd\" d=\"M112 0H103V3H97V0H89V6L92 7V8H96V7H104L106 6L108 3H111ZM95 11H93V15H95ZM61 19L63 20H67V16H63L61 17ZM156 20H159L160 18L159 17H155ZM105 23H107V21H105ZM74 25H67V29L69 31V34L72 36L73 39H76L75 35H74V32L72 31V29H74ZM204 47H206V45H201V49H203ZM170 63H174L176 67H179L181 64H182V61H176L175 58H173L172 61H170ZM202 67H205L207 68L210 72L212 69H215L216 66L215 65H212L210 64L208 61H204V64L201 65ZM168 74L170 75H173L174 74V71L172 69H166L165 70ZM159 75V73H157ZM193 79H196V82L200 83V84H205V83H208V84H214L216 83V81L214 79H212L211 75H209L208 77H202V78H195L193 77ZM149 103H151V101H148ZM173 111H175V109H173ZM145 123L147 124L148 121L145 120ZM189 123H192V124H195L197 128H202L203 127V124H201L198 120L194 119V120H191L189 121ZM45 131H47V129H45ZM69 135H71V133H69ZM67 150V149H65ZM42 158H45L46 157H43V154H42ZM49 163H51V161H49ZM115 168V165H109V170H112ZM32 170H35V171H39V172H44V171H47L46 168H44L43 166H40V165H36V164H28L25 168H21L19 171L21 173H25L29 176H31V172ZM60 172H66L65 169H60ZM55 174V173H54ZM61 197L63 196V193L60 194ZM182 195V194H181ZM134 199V197H133ZM211 231V229H205V233ZM232 231H236V229H232ZM259 238V237H257ZM198 239H202V236L201 237H194L193 240H194V246H195V242L198 240ZM253 239V237H249L248 238V241L250 242L251 240ZM193 247L189 248V252H192L193 251ZM243 249H245V252H244V256H245V259H247V253L248 251H251V248L249 247V243L246 242L244 245L241 246ZM239 257V254H237V256H234L232 257V260H235ZM185 259H189V257H185ZM229 264H231V261H229Z\"/></svg>",
    "mask_w": 264,
    "mask_h": 264
}]
</instances>
